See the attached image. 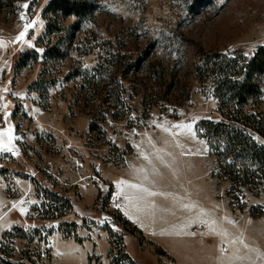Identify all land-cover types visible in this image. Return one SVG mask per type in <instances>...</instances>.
Wrapping results in <instances>:
<instances>
[{"label":"rangeland","instance_id":"obj_1","mask_svg":"<svg viewBox=\"0 0 264 264\" xmlns=\"http://www.w3.org/2000/svg\"><path fill=\"white\" fill-rule=\"evenodd\" d=\"M51 1L0 0V264H264V196L198 131L238 109L212 65L264 45V0H85L49 34Z\"/></svg>","mask_w":264,"mask_h":264},{"label":"trees","instance_id":"obj_2","mask_svg":"<svg viewBox=\"0 0 264 264\" xmlns=\"http://www.w3.org/2000/svg\"><path fill=\"white\" fill-rule=\"evenodd\" d=\"M89 10L90 4L85 0H52L44 16L55 21L54 24L47 23L46 32L50 34L59 19L69 17L74 18L70 30L78 29L79 21L88 16ZM56 56L55 48L47 49L43 54L45 61ZM220 58L212 65L215 97L221 110L230 104L238 109L219 122L201 121L198 131L215 156L217 176L230 181L231 190L244 187L254 191L255 195L264 196V144L255 139L257 136L264 141V115L245 111L246 107L263 98L259 79L264 76V45L242 62L221 55ZM250 214L255 218L264 217V206L251 207ZM122 257L128 260L127 255Z\"/></svg>","mask_w":264,"mask_h":264},{"label":"snow or ice","instance_id":"obj_3","mask_svg":"<svg viewBox=\"0 0 264 264\" xmlns=\"http://www.w3.org/2000/svg\"><path fill=\"white\" fill-rule=\"evenodd\" d=\"M25 8L28 7L27 4L24 5ZM21 19H23V15L21 16ZM34 24V22H33ZM32 27V24H28V25H25V29L23 32H21L18 36H17V40H21L25 37V34L27 33L28 29ZM6 133H0V136H3L5 135ZM8 137H9V143H11V140L13 139V137L11 136V129L8 130V133H7ZM6 146L3 144L2 141H0V150H3ZM7 151H12V149L10 147L6 148Z\"/></svg>","mask_w":264,"mask_h":264}]
</instances>
